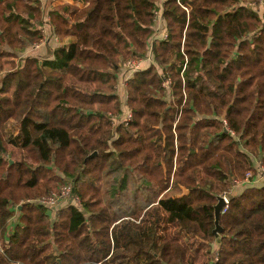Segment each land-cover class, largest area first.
<instances>
[{
	"label": "trees",
	"instance_id": "trees-1",
	"mask_svg": "<svg viewBox=\"0 0 264 264\" xmlns=\"http://www.w3.org/2000/svg\"><path fill=\"white\" fill-rule=\"evenodd\" d=\"M74 1L50 17L75 43L40 63L19 54L42 41V3L0 0V264H264V187L231 194L250 156L264 164V17L165 0L169 38L126 83V125L118 73L146 54L159 0ZM69 182L80 204L55 220L27 202Z\"/></svg>",
	"mask_w": 264,
	"mask_h": 264
},
{
	"label": "built area",
	"instance_id": "built-area-1",
	"mask_svg": "<svg viewBox=\"0 0 264 264\" xmlns=\"http://www.w3.org/2000/svg\"><path fill=\"white\" fill-rule=\"evenodd\" d=\"M165 0H161V5H157V8L154 12V22H155V35L157 36L158 39H161V41H167L169 38V32L162 27L163 23V3ZM254 7V6H253ZM44 25L48 27V29H43L42 30V37L48 41L49 39H54V41H57L58 36L54 35L52 33V28H51V18L47 19L44 22ZM160 29V31H159ZM155 41L152 39L148 48H147V53L146 55L141 59V60H130L126 63L124 70L126 72V77L123 80L122 86L125 87L127 81L138 71L143 70V66H152L154 65L153 62V47H154ZM166 88H169V85L166 84L164 85ZM125 123L128 125V123L131 122L132 120V113L130 110H126L125 115H124ZM253 180H259L260 182L264 183V166L259 165L256 169H253L252 171H249L244 178V182H252ZM74 186L73 184H66L60 189V192L58 194H52L50 196L43 197L37 201H35L36 204L46 207L49 210V213L57 206L61 201H70L71 193L73 190ZM226 206L224 207L222 214H224L227 209L229 208V199L224 196ZM74 205H79L80 201L79 199L75 196L73 200ZM217 260V257H216Z\"/></svg>",
	"mask_w": 264,
	"mask_h": 264
},
{
	"label": "crops",
	"instance_id": "crops-1",
	"mask_svg": "<svg viewBox=\"0 0 264 264\" xmlns=\"http://www.w3.org/2000/svg\"><path fill=\"white\" fill-rule=\"evenodd\" d=\"M255 3H252V8L251 10L254 12V13H257L261 18L264 17V0H254ZM56 7H63V6H67V5H72V6H76L80 9H84L86 7L85 4L83 3H80V2H76L74 0H55L54 1V4ZM254 6V7H253ZM1 34V32H0ZM54 39H49L47 41V44L43 45L42 47H40L38 50H31V49H28L27 51H25L24 53H20V51L18 52V54L20 55L19 59L20 58H23L25 56H28V57H33V58H37L39 59V61L41 63H48V62H53L55 57H54V52L58 49H61V48H64L66 50H69L70 49V46L75 43V38L73 37H66V38H60V41H61V44L59 45H56L54 42ZM19 65V61L17 63ZM17 65V66H18ZM145 67H148V66H145ZM48 71H50V68L47 67ZM2 76L0 75V83L2 82ZM124 100V98H123ZM251 157V161H252V164L255 165L258 161L257 158H255L254 156H250ZM242 183H240L239 185H236L233 187L232 191H231V194L232 195H240L244 192L245 189L247 188H261V187H264V183L263 182H260L259 180H253L252 182H244V181H241ZM188 191L186 189H182V194L178 197H182V196H186L188 195ZM68 204L69 202L67 201H61L59 203V207H64L65 204ZM60 211V210H59ZM52 215V214H51ZM54 215V213H53ZM19 214L17 216L14 217V219L12 220V226L15 227L16 225H18L19 223ZM51 217V216H50Z\"/></svg>",
	"mask_w": 264,
	"mask_h": 264
},
{
	"label": "rangeland",
	"instance_id": "rangeland-1",
	"mask_svg": "<svg viewBox=\"0 0 264 264\" xmlns=\"http://www.w3.org/2000/svg\"><path fill=\"white\" fill-rule=\"evenodd\" d=\"M38 1H40L41 3H42V8H43V13H44V17H43V21L45 22L48 18L50 19L51 17H50V11L54 8V7H56L55 5H53L54 4V1L53 2H50L49 0H38ZM248 2V7L251 9L252 8V3H255V1L253 0V1H250V0H248L247 1ZM162 3H161V0H159V1H157L156 2V8H157V5H161ZM164 18V17H163ZM154 19H155V17L153 18V26H152V28H153V31H154V33H153V36L151 37V40L153 39L154 41H155V43L156 42H161V39H158V37L157 36H154L155 35V31H157V30H155V28H156V26H155V22H154ZM163 25H162V27L164 28V29H166L167 31H168V29H167V26H166V23H165V19L163 20ZM45 27H46V29H48V27L46 26V25H43L42 27H41V35H42V30L43 29H45ZM159 31H160V29H159ZM151 40H150V42H151ZM56 45H59V44H61V41H60V38L58 37L57 38V41L55 40V41H53ZM150 42H149V44H150ZM45 44H47V41H46V39H44L43 37H42V41H41V43H37V44H34L31 48H29V49H31V50H38L40 47H42L43 45H45ZM27 51V50H26ZM146 53H147V50H146ZM146 55V54H145ZM144 55V56H145ZM152 55H154V54H152ZM144 56H141L140 58H138V59H130V60H141ZM130 60H127V61H125L124 62V64H122V67H121V69H120V71H119V73H118V85H117V90H118V95H120L121 97L123 96V98H124V102H123V108H124V111L126 112V110H129L128 109V107L126 106V102H127V96H126V93H125V90H126V86L125 87H123L122 86V84H123V80L125 79V77H126V72H125V70H124V67H125V65H126V63L128 62V61H130ZM153 62H154V58H153ZM41 63V62H40ZM155 63V62H154ZM150 67V66H149ZM149 67H145V65L143 66V69H145V68H149ZM133 77V76H132ZM131 77V78H132ZM122 98V99H123ZM124 115H125V113H124ZM123 115V118L125 117ZM16 158H18L17 156H16ZM258 159V158H257ZM258 162L255 164V165H253V168L252 169H256L259 165L261 166V165H263L264 166V164L262 163V161L260 162V160L258 159L257 160ZM70 184H72L71 182H69ZM240 183H242L241 181L240 182H238V183H236V185H239ZM66 184H68V183H66ZM65 184V185H66ZM65 185H63V186H65ZM236 185H234V186H236ZM62 186V187H63ZM60 189L61 188H59V189H57L53 194H58L59 192H60ZM227 197L226 195H222L221 197ZM46 197V196H45ZM76 197L78 198V196H77V193H76ZM43 198V197H42ZM39 199H41V198H39ZM39 199H36V200H28L27 202H34L35 203V201H37V200H39ZM22 203H24V201L22 202ZM67 205V203L65 204V206ZM64 207H59V205H57L51 212H50V216H51V218L52 219H56V217H57V214H58V211L59 210H61V209H63ZM47 211H49V210H47ZM15 212H16V216L19 214L18 213V211H17V207H15ZM53 213H54V215H53ZM52 214V215H51ZM20 215V214H19ZM12 223V222H11ZM172 233L174 234V236H176V238L177 239H182V237L183 236H180L178 233H177V230L175 229V228H172ZM182 240H184V239H182ZM181 241V240H180ZM196 246H200V243H196ZM206 251V249H204V252ZM208 256L207 255H205V258H207ZM213 258V257H212Z\"/></svg>",
	"mask_w": 264,
	"mask_h": 264
},
{
	"label": "water",
	"instance_id": "water-1",
	"mask_svg": "<svg viewBox=\"0 0 264 264\" xmlns=\"http://www.w3.org/2000/svg\"><path fill=\"white\" fill-rule=\"evenodd\" d=\"M211 43H212V39H209L207 49L210 48ZM97 155H98V153H95V154L88 156L86 159V162L94 159L95 157H97ZM75 196H76V189L74 187L72 190V193H71L70 201H69L70 204L73 203ZM217 199H218V203L215 206V221H214L215 229L213 230V235L215 237V243L213 244V260H215V261H216L217 253H218L219 248H220L221 234L223 232V229L220 226V218L222 215V211H223L224 207L226 206L224 197L218 196Z\"/></svg>",
	"mask_w": 264,
	"mask_h": 264
}]
</instances>
